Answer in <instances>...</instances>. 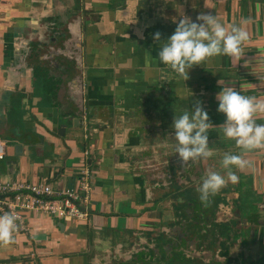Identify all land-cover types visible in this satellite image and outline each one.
<instances>
[{
    "label": "crops",
    "instance_id": "0c3cea01",
    "mask_svg": "<svg viewBox=\"0 0 264 264\" xmlns=\"http://www.w3.org/2000/svg\"><path fill=\"white\" fill-rule=\"evenodd\" d=\"M1 8L0 184L45 181L55 191L76 186L88 147L95 175L88 220L25 211L30 230L0 242V264H104L105 248L120 252L133 232L166 222L167 197L184 194L162 188L165 198L153 197L155 184L169 175L155 179L154 160L162 167L171 160L174 118L191 114L197 102L214 125L208 133L212 157L220 153L222 161L225 153L241 152L219 127L226 115L217 110L218 81L264 99V0H1ZM201 13L226 26L243 24L249 40L239 56L212 57L190 69L185 81L158 54L183 16L199 22ZM157 32L160 41L153 39ZM257 123L264 124V116ZM157 146L163 152H154ZM210 160L199 161L208 166ZM244 160V168L232 169L236 190L263 211L264 150L247 152ZM185 172L177 170L173 181H186ZM226 209L217 217H229ZM259 227L244 223L248 236L227 241L218 231L207 246L214 252L227 247L226 264H264Z\"/></svg>",
    "mask_w": 264,
    "mask_h": 264
},
{
    "label": "clouds",
    "instance_id": "9594fccd",
    "mask_svg": "<svg viewBox=\"0 0 264 264\" xmlns=\"http://www.w3.org/2000/svg\"><path fill=\"white\" fill-rule=\"evenodd\" d=\"M196 19L199 22L183 16L158 54L160 61L185 81L189 79L190 69L212 57L239 56L243 52L242 46L249 40V33L243 24L226 26L211 13H201ZM243 23L246 24L247 21ZM153 39L160 41L161 34L155 33ZM218 85L222 86V91L216 95L219 101L217 110L226 115V121L219 127L227 139L235 141L241 152L224 154V175L212 170L206 172L202 183L197 187L200 201L205 206L229 181H237L238 177L232 169L246 166L244 155L247 152L264 150V124L257 123V119L264 116V99L243 95L235 87L227 86L224 80L218 81ZM173 127L177 142L174 150L182 165L206 160L215 154L209 146L208 135L214 125L201 103L197 102L191 114L185 111L179 117L175 116ZM17 219L11 212L0 215V242L8 244L12 241V234L17 230Z\"/></svg>",
    "mask_w": 264,
    "mask_h": 264
},
{
    "label": "flooded vegetation",
    "instance_id": "af4514ba",
    "mask_svg": "<svg viewBox=\"0 0 264 264\" xmlns=\"http://www.w3.org/2000/svg\"><path fill=\"white\" fill-rule=\"evenodd\" d=\"M84 114L87 116L89 127L90 117L86 109ZM171 159L174 162H177V165L179 166L178 169L175 168L176 170L182 169V167L186 170L188 169L187 166H193V169L191 167L188 172H185L186 177L189 178V175H192V178H186V181L183 182L173 181L175 176L174 172L172 173L173 175H171V172L175 171L174 166L170 164V162H167L165 164V167L167 168V173H169L168 176L166 175L167 182H165L162 186L159 184H155L154 188L160 190L164 188L166 190L168 189V191L172 188L174 191L179 187V189L182 190L180 191V193L184 194L186 188L189 187L190 189L192 188L193 194L197 195L199 194L197 192V187L202 183V180L205 177L207 171H225L222 168V161L217 160L216 158L214 160L217 162V164H215L214 160L211 159L210 161H208V166H206V164H204L202 161L190 162L188 164L182 165L178 153L176 154L174 151V155L171 157ZM142 169L144 173L143 179L146 181V183L150 185V182L146 177L147 172H144L146 167H143ZM193 175L197 177L196 180H193L195 179ZM197 175L201 176L198 177ZM168 177H170L169 180ZM236 184L238 183H233L229 181L227 185L222 188L218 194L210 198V203L207 206L202 204L201 201H197L196 204H192L191 206L189 203L190 201L187 202V204H184L186 202V199L180 198L181 196L178 195L179 197H177L174 201V205L172 206V208L167 210L165 209L167 211V214L170 215V219L167 217L168 215H165V217L163 218L166 219V222L162 224H160L159 222L151 230L143 231L142 234L137 235H135V232H133L130 237H127V239H125V242L120 243V252L114 250L113 247H111L109 249H104L105 254L111 252H113L112 254H114L115 252L116 258L123 260V262L119 264H187L188 262H191L190 264H204L203 262L205 258H211L213 256V252L211 251L212 247L211 249L209 246L205 248L203 244L200 243L199 239L195 238V236L193 235L191 236V231L196 225L193 224L194 214H196L197 210L199 209L200 211L205 209L206 212L211 213L209 207L212 204L214 205L215 202L219 203L223 200L230 199V210L226 209L227 212L225 210L224 212L229 213L228 216L231 218L230 220L233 219V221L235 222V224H237L238 227L244 226L245 220H242V216L253 207L250 203H248L247 197H244L245 193H242L241 190H236L238 189L236 188ZM234 193H238L237 197L234 196L235 198L233 197ZM153 197H155L154 193ZM164 197L165 192L159 195V199ZM186 216H189V219H186ZM204 220L207 221L208 218H205ZM201 226H198V230L200 231H202ZM203 228L205 229V224ZM123 244L126 249L121 250V245ZM204 254L206 255V257H204ZM154 255L159 259L154 257V259L148 260L149 256L152 257Z\"/></svg>",
    "mask_w": 264,
    "mask_h": 264
},
{
    "label": "built area",
    "instance_id": "2783aa9c",
    "mask_svg": "<svg viewBox=\"0 0 264 264\" xmlns=\"http://www.w3.org/2000/svg\"><path fill=\"white\" fill-rule=\"evenodd\" d=\"M5 22L0 0V32ZM84 119L86 116L84 115ZM92 149L84 150L85 162L79 174L80 180L76 186L55 191L49 182L16 181L0 184V215L5 212L14 213L17 230H30L24 217L25 211L46 213L56 219L78 223L89 219L92 205V183L94 180ZM5 157V142L0 138V159Z\"/></svg>",
    "mask_w": 264,
    "mask_h": 264
},
{
    "label": "trees",
    "instance_id": "16d2710c",
    "mask_svg": "<svg viewBox=\"0 0 264 264\" xmlns=\"http://www.w3.org/2000/svg\"><path fill=\"white\" fill-rule=\"evenodd\" d=\"M223 119V117H218V118H216L215 120H222ZM173 139V138H172ZM175 139H173V141H174ZM173 153V152H172ZM170 157H171V155L170 154H168ZM186 172H188V169H186L185 170ZM174 172V174H176V172L177 171H172L171 172V174ZM189 178H190V175H189ZM189 178H187V179H189ZM191 181V180H190ZM241 190V189H240ZM200 195L199 194H197V195H194L193 194V192H192V188L190 189L189 187H187L186 188V190H185V192H184V198L186 199V202H185V204H187V202H189L190 203V206L192 205V204H196V202L198 201H200ZM228 198H230V197H228ZM248 203H250L251 205H252V207L253 208H251V209H249L243 216H242V220H247L248 218H246V214L248 213V212H250L252 209L253 210H256V211H258L259 209H258V204L257 203H254V202H251V201H249ZM231 205V202H230V199H228V200H223V201H221V202H219V203H216L215 202V204L213 205L214 207L212 208V211H211V215H210V217H208V222L206 221V220H204L203 219V221L199 218V219H197V220H194V217H193V224H195L196 222V225H195V227H193V230H194V233H193V230L191 231V236L193 235V236H195V238H197V239H199V237H198V235H197V232H196V230L199 228L198 226H201V223L202 222H207V226H211V229L212 230H210V231H207V229H204V228H202L201 230H203V231H205V232H209V234H210V232H211V236L210 237H212L213 235H214V233H216L215 232V230H219L220 232V238H224L223 240H228L227 239V237L225 236V234L228 236V238L230 237V236H232L231 234H228V232L229 231H236L237 232V237H236V239H241L240 238V236H241V233L243 232V230L244 229H241L240 227H238L237 226V224H235V222L233 221V219L232 220H230L231 218L230 217H222V216H220L219 218L217 217V215H216V213H218L221 209H224V208H228V210H230V208H229V206ZM214 212V213H213ZM209 213V212H208ZM204 216V215H203ZM187 218L186 219H189V216H186ZM245 223V222H244ZM197 224H199V225H197ZM218 233V232H217ZM234 238V237H233ZM229 239H231V238H229ZM235 239V238H234ZM206 251V250H205ZM191 262H188L187 264H190Z\"/></svg>",
    "mask_w": 264,
    "mask_h": 264
},
{
    "label": "water",
    "instance_id": "95a60500",
    "mask_svg": "<svg viewBox=\"0 0 264 264\" xmlns=\"http://www.w3.org/2000/svg\"><path fill=\"white\" fill-rule=\"evenodd\" d=\"M75 20L77 21V19H75ZM83 105H84V102H83ZM61 107H62V104H61ZM77 120H79V119H76L75 121H77ZM23 148H24V146L22 144H19V143L17 144L16 151H17L18 155L22 154ZM156 151L161 153V152H163V148L160 147V146H157V149L154 150V152H156ZM172 152L173 151L169 149V152H166L165 154L166 155H168V154L171 155ZM154 162L157 163V165H159V166L162 165L161 163H158V161L156 159L154 160ZM258 208H259V205H258ZM203 215H204V217L207 216V218H208V217H210L211 213L207 212V213H203ZM246 218H248V219L245 221V224L247 226H251V227L252 226H256V225L260 226L259 227V232H261L263 234V236H264V210L263 211L262 210L256 211V210L252 209L250 212H248L246 214ZM62 225H65V224H62ZM244 231H247V230L244 229ZM196 232H197V235L199 237L200 243H202L203 246L206 248L207 244H208L206 241H207V238L211 236V232H210V234H209V232L204 233L203 231H200L198 229L196 230ZM252 232H253V236H254L255 233H254L253 230H252ZM247 236H248L247 232H244V233L242 232L240 238L241 239L243 237L246 238ZM212 252H213V256L211 258H205V260L203 262L204 264H226L227 263V258L229 257V252H230V250L227 247L222 248L218 252H214V250ZM106 255H107L105 257L106 263H104V264H111V262H113V263L115 262V264H119V263L123 262L122 259L116 258L114 256V254H112V253H110V254L108 253ZM154 257H156V256L155 255L152 256V257L149 256L148 260H152V259H154ZM204 257H206L205 254H204ZM156 258L159 259L158 257H156Z\"/></svg>",
    "mask_w": 264,
    "mask_h": 264
},
{
    "label": "rangeland",
    "instance_id": "374dc122",
    "mask_svg": "<svg viewBox=\"0 0 264 264\" xmlns=\"http://www.w3.org/2000/svg\"><path fill=\"white\" fill-rule=\"evenodd\" d=\"M144 122V121H143ZM217 159V160H220V153H218L217 155H215V157H211V159L212 160H214V159ZM207 160H209V158L207 159ZM170 162V164H172L173 166H174V170L175 171H177L175 168H179V166L177 165V162H174L172 159L169 161ZM214 163L215 164H217V162L214 160ZM165 165V164H164ZM191 167H192V169H193V166H187V168H188V170L189 169H191ZM152 169H154V171L156 172L155 173V179H162V177H161V174H166L167 173V168L164 166V167H162V165H157V166H154ZM161 171V172H160ZM171 175H173V174H171ZM167 178V177H166ZM170 179V177H168V180ZM160 181V180H159ZM159 184V183H158ZM154 191H155V198H156V200H158L159 199V195L162 193V190H160V189H157V188H154ZM173 191V189L171 188L170 189V192H172ZM165 198V197H164ZM167 199L169 200V203L167 204L166 203V210L167 209H170V208H172V206L174 205L173 203H174V201L176 200L175 198H172V197H167ZM164 200V199H163ZM157 204V203H156ZM155 205V204H154ZM212 206V208L214 207L213 206V204L211 205ZM211 206L209 207V210L210 211H212V208H211ZM203 213H207L206 212V210L205 209H203V210H201L200 211V209L199 210H197V213L196 214H194V220H197V219H201L202 221H203V219H205V218H207V216L206 217H204L203 216ZM207 222H208V220H207ZM207 222L205 223V222H202L201 223V229L203 228V226H204V224H205V229H207V231H210L211 230V226L209 225V226H207ZM203 231V230H202ZM219 230L217 229V230H215V232H218ZM204 233H206L205 231H203ZM228 234H231L232 236H230L229 238H231V239H229V240H234V238L236 239V237L238 236L237 235V232L236 231H229L228 232ZM234 237V238H233ZM211 251H213L212 249H211ZM111 264H115V262L113 263V262H111Z\"/></svg>",
    "mask_w": 264,
    "mask_h": 264
}]
</instances>
